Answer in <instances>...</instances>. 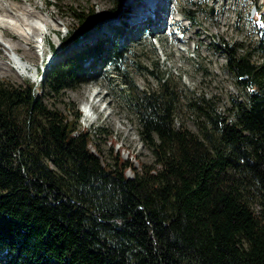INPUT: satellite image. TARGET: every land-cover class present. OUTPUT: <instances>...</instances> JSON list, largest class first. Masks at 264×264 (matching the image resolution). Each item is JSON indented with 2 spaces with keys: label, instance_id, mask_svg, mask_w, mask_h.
I'll use <instances>...</instances> for the list:
<instances>
[{
  "label": "trees",
  "instance_id": "obj_1",
  "mask_svg": "<svg viewBox=\"0 0 264 264\" xmlns=\"http://www.w3.org/2000/svg\"><path fill=\"white\" fill-rule=\"evenodd\" d=\"M255 28L250 47L219 46L245 98L233 102V119L213 112L208 98L192 103L205 114L198 133L175 125L163 76L156 90L139 87L124 50L105 41L68 55L40 82L56 97L86 60L113 64L155 164L121 150L106 159L78 108L51 107L32 82L0 77V264H264V210L251 205L253 197L264 207L263 21Z\"/></svg>",
  "mask_w": 264,
  "mask_h": 264
},
{
  "label": "rangeland",
  "instance_id": "obj_2",
  "mask_svg": "<svg viewBox=\"0 0 264 264\" xmlns=\"http://www.w3.org/2000/svg\"><path fill=\"white\" fill-rule=\"evenodd\" d=\"M34 1L40 10L37 15L49 23L44 29L45 55L38 54L33 35L30 39L36 51L34 60L20 51L14 50L13 53L11 47L14 43L18 42L24 49L29 47V43L25 39L17 40L5 35L0 30V48L5 53L0 56V77L22 87L32 82L35 91L44 94L43 103L51 107L64 112H69L68 108L73 110L74 106L78 108L80 126L90 130L102 155L110 161L115 152L121 150L124 158L130 153L141 161L155 164L151 148L140 139L139 120L120 71L109 62L90 59L84 63L79 78L56 97L48 96L44 84L40 83L68 55L84 51L99 40L106 41L108 47L124 50L123 67L139 87L156 90L160 76L169 82L175 97L176 126L185 124L192 131L199 132L197 125L204 120L205 114L192 103L201 106L203 97L211 100L213 112L230 119L234 118L233 102L245 98L244 90L237 85L219 46L227 42L243 43V48L251 46L256 38L255 25L260 23V12L264 11V0L254 3L252 0H158L154 17L159 22L154 20L152 24L144 14V20L135 23L137 29L134 30L126 29L127 20L145 9L142 0L137 8L134 0ZM0 3L31 7L28 0H0ZM116 6V17L109 19L105 16L106 11ZM168 6L171 8L169 12L166 11ZM252 9L253 15L249 14ZM76 12L90 14L97 20L93 24L81 23L75 16ZM184 12L193 14L194 21L186 20ZM38 16L28 17L21 9H12L10 15L0 12V20L8 25L20 22L18 18H28L30 23L41 28ZM262 20L264 23V16ZM18 28L25 33L23 24H18ZM121 30H124L123 35ZM16 56L21 57L28 68L23 70ZM91 103L95 105L91 107ZM24 110L23 106L15 110L20 123ZM132 161L136 163L133 158ZM49 163L61 174L54 163ZM127 174L132 173L127 170ZM251 205L257 212L264 210L258 198L252 197Z\"/></svg>",
  "mask_w": 264,
  "mask_h": 264
},
{
  "label": "bare ground",
  "instance_id": "obj_3",
  "mask_svg": "<svg viewBox=\"0 0 264 264\" xmlns=\"http://www.w3.org/2000/svg\"><path fill=\"white\" fill-rule=\"evenodd\" d=\"M28 1L30 2L31 7H27V6L20 5V4L19 5H15L14 3H8V4L0 3V12L1 13H4V14L10 15L12 9H21L22 12L24 14H26L28 17L38 16L37 13L40 10L38 9L37 6H35V1L34 0H28ZM149 1H150V4L155 5L156 0H149ZM169 8H170L169 6L166 7V11L167 12H169L168 11ZM154 18H155V21L158 20V18H156V17H154ZM39 19H41L40 21H41V23L43 25V27H41V28L38 27V26H36L35 24L30 23V21L28 20V18H26V19L18 18V20L20 22H17V21L16 22H13V23L11 22L10 25H8V24H6V23H4V22H2L0 20V30H1V32L3 34L12 36L13 38H15L17 40L25 39V41L27 43H29V47L27 49L22 48L18 42L14 43L13 47H11V49L13 50V53H14V50L20 51L21 54L24 55L25 57H27V58L29 57V59H33V60L35 59L36 51L34 49V45L31 44L30 36L33 35L34 37H37L39 35V36H42L43 39H44V36L46 35V31L45 30L49 26V23L47 22V20L45 18L39 17ZM143 20H144L143 13L138 12L136 14V16H134L132 19L127 20L128 25L126 26V29L127 30H131L132 28L136 27L135 26V23H141ZM157 22H159V20ZM18 24H23L27 28V29L25 28V33L22 30H19ZM52 31H55V30H52ZM46 45L47 44L45 43V39H44V46L41 49V51L39 49L40 55L42 57L45 55ZM35 47H37L36 44H35ZM5 50H7V52L10 53V51L8 49L5 48ZM13 53L11 52V55H13ZM3 54H5V53H3V51L0 48V56L3 55ZM16 59H17V62L19 63V66L23 70H25L26 68H28L27 64L24 63L21 60V57H17L16 56ZM94 105H95V103H91V107L94 106Z\"/></svg>",
  "mask_w": 264,
  "mask_h": 264
},
{
  "label": "water",
  "instance_id": "obj_4",
  "mask_svg": "<svg viewBox=\"0 0 264 264\" xmlns=\"http://www.w3.org/2000/svg\"><path fill=\"white\" fill-rule=\"evenodd\" d=\"M253 12H254V9H252V11H251V15H253Z\"/></svg>",
  "mask_w": 264,
  "mask_h": 264
}]
</instances>
